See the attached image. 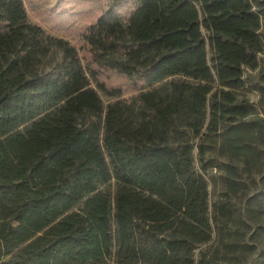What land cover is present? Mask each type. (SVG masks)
<instances>
[{"label": "trees", "instance_id": "trees-1", "mask_svg": "<svg viewBox=\"0 0 264 264\" xmlns=\"http://www.w3.org/2000/svg\"><path fill=\"white\" fill-rule=\"evenodd\" d=\"M254 1L125 0L123 22L83 32L88 71L55 40L50 79L33 72L41 28L21 0H0V264H195L231 208L209 205L192 141L251 115L237 91L264 49ZM107 70L139 93L122 99ZM93 85L114 101L103 107ZM112 179L113 202L97 189Z\"/></svg>", "mask_w": 264, "mask_h": 264}, {"label": "rangeland", "instance_id": "rangeland-1", "mask_svg": "<svg viewBox=\"0 0 264 264\" xmlns=\"http://www.w3.org/2000/svg\"><path fill=\"white\" fill-rule=\"evenodd\" d=\"M32 25H38L42 33L38 37L41 52L33 72L43 78H56L60 70L63 52L55 44L56 39L69 42L76 48L82 66L89 70L88 55L81 51L82 34L98 18L116 17L124 21L132 6L125 0H21ZM253 10L260 15L258 33L264 35V0H255ZM213 54L210 50L207 59ZM264 49L257 56V67L243 68L244 87L237 91V102L246 101L251 115L237 123V130L229 131L225 122L219 124L217 133L198 137L193 143V166L203 177L209 205L228 204L231 217L227 223H218L211 241L196 246L195 264H264V189L260 180L264 176ZM100 78L107 86L122 91V99L137 95L141 85L124 79L114 71H105ZM102 106L114 101L94 85ZM208 111L206 114V123ZM260 130V133H259ZM190 135L188 130H185ZM200 138V140H199ZM197 146L204 149L199 157ZM111 202L117 184L112 179L97 186ZM80 207V206H79ZM75 207L73 210L79 209ZM212 210V208H210ZM223 242L219 243L218 240ZM0 246V262L8 261ZM112 264V260L107 261Z\"/></svg>", "mask_w": 264, "mask_h": 264}]
</instances>
